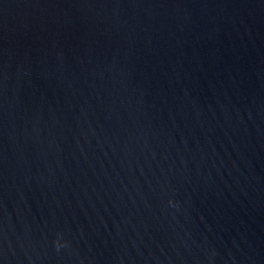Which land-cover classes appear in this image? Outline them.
<instances>
[{
	"label": "water",
	"instance_id": "obj_1",
	"mask_svg": "<svg viewBox=\"0 0 264 264\" xmlns=\"http://www.w3.org/2000/svg\"><path fill=\"white\" fill-rule=\"evenodd\" d=\"M0 264H264V0H0Z\"/></svg>",
	"mask_w": 264,
	"mask_h": 264
}]
</instances>
